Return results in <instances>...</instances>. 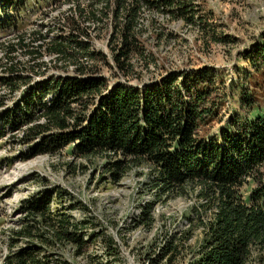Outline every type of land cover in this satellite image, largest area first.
I'll list each match as a JSON object with an SVG mask.
<instances>
[{
	"label": "trees",
	"instance_id": "1",
	"mask_svg": "<svg viewBox=\"0 0 264 264\" xmlns=\"http://www.w3.org/2000/svg\"><path fill=\"white\" fill-rule=\"evenodd\" d=\"M72 4V31L88 36L81 19L105 21L110 27L111 61L124 78L132 77L135 61L148 67L153 60L140 39L146 11L171 14L209 31L193 0H73ZM80 32L57 36L35 50L43 48L56 57L54 62L73 67L75 74L33 83L7 115L15 129L21 121L28 123L24 135L35 140L24 157L52 155L70 146V153L84 162L101 158L100 177L112 183L145 165L159 199L195 195L187 217L196 220L205 234L196 264H264V108L255 95L249 102L253 115L230 118L213 133L223 98L217 94L212 68L168 72L142 86L123 82L110 86L97 67L106 56L80 39ZM38 55L32 52L31 57ZM14 69L9 71L15 73ZM36 108L39 118H32ZM83 164L67 166L79 169ZM63 193L50 188L25 202L28 218L10 236L0 264H66L55 261L43 247L56 240L74 242L79 249L88 243L81 222L72 219L67 207H51L54 200L63 201ZM141 215L150 225L151 204L143 206ZM18 237L26 242L12 248ZM110 240L105 244L111 248ZM165 241L163 252L174 250L172 237Z\"/></svg>",
	"mask_w": 264,
	"mask_h": 264
},
{
	"label": "rangeland",
	"instance_id": "2",
	"mask_svg": "<svg viewBox=\"0 0 264 264\" xmlns=\"http://www.w3.org/2000/svg\"><path fill=\"white\" fill-rule=\"evenodd\" d=\"M72 1L0 0V262L12 241L10 236L28 218L23 207L25 202L39 192L58 188L65 192L63 201L54 200L51 207L55 209L60 204L67 207L65 210L74 221L81 222L89 238L80 249L66 240L44 246V251L55 261L196 264L205 234L196 220L187 217L190 207L196 203L194 194L159 199L158 192L149 183L150 173L145 165L128 171L116 183L106 182L100 177L103 160L84 162L70 153V146L52 155L26 158L35 142L24 135L28 123L21 121L15 129L7 122V115L12 114L17 100L33 83L51 76L75 74L73 67L54 62L56 57L43 48L35 51L57 36L80 32L72 31L70 26ZM193 1L209 31L187 25L185 20L171 14L146 11L140 39L153 60L148 67L135 61L134 73L129 78L121 76L112 64L107 45L110 27L105 21L79 20L88 33L86 36L80 32L79 38L88 40L91 49L106 56V61L99 62L97 67L110 86L116 82L142 86L168 72L212 68L217 94L223 98L220 119L212 124V132L217 133L230 118L254 114L249 109L252 96L264 108V0ZM32 52L39 55L31 57ZM12 67L15 73L9 71ZM7 78L10 80L6 81ZM39 113L38 108L33 109L31 117ZM68 162L71 166L84 164L76 169L68 167ZM146 204H151L150 225L140 219ZM204 216L208 217L209 213ZM168 237H172L175 248L164 253ZM108 238L111 248L105 244ZM25 242L18 237L12 248Z\"/></svg>",
	"mask_w": 264,
	"mask_h": 264
},
{
	"label": "built area",
	"instance_id": "3",
	"mask_svg": "<svg viewBox=\"0 0 264 264\" xmlns=\"http://www.w3.org/2000/svg\"><path fill=\"white\" fill-rule=\"evenodd\" d=\"M63 76V75H62Z\"/></svg>",
	"mask_w": 264,
	"mask_h": 264
}]
</instances>
